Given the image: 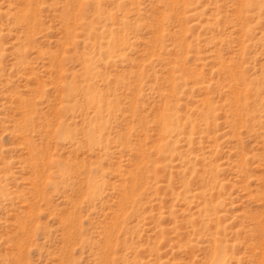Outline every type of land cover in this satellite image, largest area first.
<instances>
[{
  "label": "rangeland",
  "instance_id": "1",
  "mask_svg": "<svg viewBox=\"0 0 264 264\" xmlns=\"http://www.w3.org/2000/svg\"><path fill=\"white\" fill-rule=\"evenodd\" d=\"M0 264H264V0H0Z\"/></svg>",
  "mask_w": 264,
  "mask_h": 264
}]
</instances>
